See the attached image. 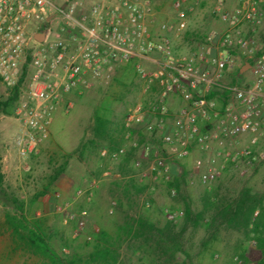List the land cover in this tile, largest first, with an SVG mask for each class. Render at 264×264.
Returning <instances> with one entry per match:
<instances>
[{
	"label": "rangeland",
	"instance_id": "obj_1",
	"mask_svg": "<svg viewBox=\"0 0 264 264\" xmlns=\"http://www.w3.org/2000/svg\"><path fill=\"white\" fill-rule=\"evenodd\" d=\"M94 1L82 0L86 9ZM214 1L201 0L198 4L191 1L177 11L172 5L173 0H142L150 9L146 18L149 29L155 36L168 35L176 55L198 50L209 33L223 30V24L211 14ZM225 6L231 9L236 6V1L225 0ZM181 21L186 23V28L176 31ZM165 27L172 30L166 32ZM240 32L242 37L255 44L263 42L264 16L256 27L243 25ZM236 63L238 65L224 75L223 82L250 85L254 79L250 70L236 73L244 59ZM143 65L148 71L154 70L146 62ZM89 83V87L81 92L65 97L53 115L47 138L24 156L19 155L15 146L21 128L15 113L16 104L12 106L10 116H0L4 185L8 192L24 201L26 216L44 218L51 235L53 231L60 232L64 238L72 240V247L83 256L91 251V247L84 244L92 242L86 239V234H91L93 228L106 231L112 238L119 235L117 264H237L235 258L245 264H255L260 258L253 252L254 241L247 237L251 235L226 227L218 217L217 209L237 197L243 188L264 197V162L247 164V160H240L236 165L228 163L222 176L204 187L199 183L200 173L193 165L199 156L197 153L182 160L167 159L168 167L177 169L178 176L182 177L179 190L173 188L175 193L172 195L167 184L155 178L152 158L144 155L141 149L133 150L131 143L134 140L139 144L149 143L153 150L167 153L169 149L158 137L148 134L143 126L133 129L130 138H126L127 130L123 126L129 108L137 103L147 104L154 99L155 92L160 95L161 90L155 86L152 92L143 94V80L132 64L117 71L107 83ZM9 91L10 87L0 81V102L7 98ZM164 99L167 108L172 107L171 113L183 105L175 95H165ZM216 99L218 107L225 101ZM97 116L107 122L104 134L95 133ZM237 142L238 146H244L247 138H238ZM121 146L125 148V155L118 160L101 156L103 150L112 151ZM254 149L264 151V137ZM61 166H64L63 173L48 185L50 176ZM241 171H244L243 175ZM90 186H93L91 195ZM46 187L45 195L35 198ZM146 203H149L148 207ZM186 206H189L191 216L184 222ZM8 210L10 208L0 202V264H40L34 257L12 252L10 235L3 224L4 213ZM166 210L183 215L170 222ZM199 214H202L201 219L194 223L192 220L196 221L195 216ZM72 215L74 217L70 218ZM79 216L85 221V228L75 236ZM139 217L148 219L162 230L170 222L175 234L173 242L166 235L161 239L158 234L145 238L126 235L127 224ZM51 243L57 252L69 253L61 247L58 234L51 237ZM174 247L177 249L172 253ZM243 250L245 259L240 257Z\"/></svg>",
	"mask_w": 264,
	"mask_h": 264
},
{
	"label": "built area",
	"instance_id": "obj_2",
	"mask_svg": "<svg viewBox=\"0 0 264 264\" xmlns=\"http://www.w3.org/2000/svg\"><path fill=\"white\" fill-rule=\"evenodd\" d=\"M191 1L201 0H173L172 5L178 11ZM235 1L236 6L228 9L225 0H215L211 14L223 30L209 33L198 50L176 55L168 35L155 36L149 29L150 9L142 0H96L87 9L82 0H0V81L10 88L18 86L15 113L21 128L15 146L19 155L47 138L53 115L66 96L81 92L89 82L107 83L132 64L143 80V94L155 86L161 90L160 95L154 90V99L147 104L129 108L123 120L126 138L143 126L169 149L167 153L153 150L149 143H131L133 150L141 149L152 158L155 178L166 184L171 180L166 160L186 159L193 153L199 155L193 165L204 187L216 182L228 163L264 162V151L254 149L264 137V41L255 44L240 35L243 25L254 28L261 22L264 0ZM185 28L181 21L175 30ZM39 32H44L42 41L36 39ZM241 58L244 63L252 61L253 82L224 83V75ZM144 62L154 70L148 71ZM213 92L216 97L207 99ZM165 95L177 96L183 105L171 113ZM216 98L225 100L220 107ZM241 137L247 138L244 146H238ZM123 155L122 146L101 152L112 161ZM170 193L174 195V189ZM165 214L170 222L183 215L175 210ZM76 225L75 236L84 231L82 216ZM98 231L93 228L86 239L90 241Z\"/></svg>",
	"mask_w": 264,
	"mask_h": 264
},
{
	"label": "trees",
	"instance_id": "obj_3",
	"mask_svg": "<svg viewBox=\"0 0 264 264\" xmlns=\"http://www.w3.org/2000/svg\"><path fill=\"white\" fill-rule=\"evenodd\" d=\"M264 8V7H263ZM252 65L251 60H246ZM239 73V68L236 69ZM216 93H210L207 99H214ZM225 98V96H224ZM18 100V86L10 88L7 98L0 102V116H10L12 114V106ZM106 120L97 116L95 118V133L104 134L106 130ZM0 155V202L4 206H8L10 210L4 213V222L10 235L12 243V252H21L25 256L34 257L40 264H117L116 245L119 235L112 238L106 231L100 230L96 234H92L91 243L85 242L84 246L91 247V251L86 255H81L72 247V240L64 238L60 232L53 231L52 234L59 235L60 245L69 251L68 254L57 252L51 243V229L46 225L44 218H28L25 213V203L14 194L7 191L4 185V175L1 169ZM64 166L59 167L53 175L50 176L48 185L54 183L63 173ZM171 181L167 182L168 188L179 190L182 177L178 176L177 169L171 168ZM45 190L35 196V198L45 195ZM217 215L221 222L228 228L239 230L245 234L251 235L254 241L256 252L259 260L255 264H264V197L254 193L249 188H243L237 197L227 200L217 209ZM191 212L189 206L185 207L184 222L190 220ZM202 214L195 216L194 223L201 219ZM172 224L166 223L164 230L158 229L155 225L144 217H139L132 224H127L126 235H133L135 238H145L154 234H158V239L166 235L173 242L175 234L172 232ZM171 233V234H170ZM172 235V236H171ZM165 237V236H164ZM165 237V238H166ZM172 239V240H171ZM168 241V242H170ZM81 246H79L80 248ZM177 248L172 249V253ZM179 249V246H178ZM240 257L245 259L244 250L240 253Z\"/></svg>",
	"mask_w": 264,
	"mask_h": 264
},
{
	"label": "water",
	"instance_id": "obj_4",
	"mask_svg": "<svg viewBox=\"0 0 264 264\" xmlns=\"http://www.w3.org/2000/svg\"><path fill=\"white\" fill-rule=\"evenodd\" d=\"M44 37V32H39L36 36L38 41H42ZM251 65L248 62H245L243 65L239 66V73L242 74L245 71L249 70Z\"/></svg>",
	"mask_w": 264,
	"mask_h": 264
},
{
	"label": "crops",
	"instance_id": "obj_5",
	"mask_svg": "<svg viewBox=\"0 0 264 264\" xmlns=\"http://www.w3.org/2000/svg\"><path fill=\"white\" fill-rule=\"evenodd\" d=\"M112 1H114V0H112ZM154 35H155V34H154ZM237 65H238V64H237ZM168 108H169V110H172V107L169 106Z\"/></svg>",
	"mask_w": 264,
	"mask_h": 264
}]
</instances>
